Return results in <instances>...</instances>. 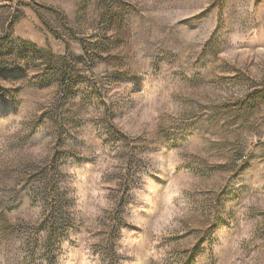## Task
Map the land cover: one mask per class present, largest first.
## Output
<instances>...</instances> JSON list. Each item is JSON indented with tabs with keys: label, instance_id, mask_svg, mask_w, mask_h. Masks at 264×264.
Instances as JSON below:
<instances>
[{
	"label": "rangeland",
	"instance_id": "rangeland-1",
	"mask_svg": "<svg viewBox=\"0 0 264 264\" xmlns=\"http://www.w3.org/2000/svg\"><path fill=\"white\" fill-rule=\"evenodd\" d=\"M0 264H264V0H0Z\"/></svg>",
	"mask_w": 264,
	"mask_h": 264
}]
</instances>
